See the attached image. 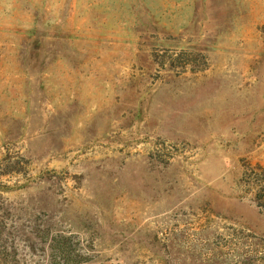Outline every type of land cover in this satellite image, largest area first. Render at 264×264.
<instances>
[{"label": "rangeland", "instance_id": "rangeland-1", "mask_svg": "<svg viewBox=\"0 0 264 264\" xmlns=\"http://www.w3.org/2000/svg\"><path fill=\"white\" fill-rule=\"evenodd\" d=\"M0 264H264V0H0Z\"/></svg>", "mask_w": 264, "mask_h": 264}]
</instances>
